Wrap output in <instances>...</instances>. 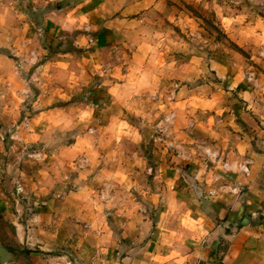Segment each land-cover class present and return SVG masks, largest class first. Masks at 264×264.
I'll list each match as a JSON object with an SVG mask.
<instances>
[{"label": "rangeland", "instance_id": "1", "mask_svg": "<svg viewBox=\"0 0 264 264\" xmlns=\"http://www.w3.org/2000/svg\"><path fill=\"white\" fill-rule=\"evenodd\" d=\"M70 2L52 0L45 15L32 1L0 0V184L22 166L54 177L56 150L77 143L71 173L105 169L98 202L107 214L139 217V251L165 264L178 240L167 245L157 233L174 229L162 226L176 204L159 175L189 154L201 158L203 121L214 124L206 111L226 105V95L264 97V0H115L102 5L111 17L100 26L116 22L129 32L117 39L104 41V28L91 33L72 19L56 36H36L51 11L63 9L70 23L77 0ZM95 60L84 72L90 82L73 83Z\"/></svg>", "mask_w": 264, "mask_h": 264}, {"label": "crops", "instance_id": "2", "mask_svg": "<svg viewBox=\"0 0 264 264\" xmlns=\"http://www.w3.org/2000/svg\"><path fill=\"white\" fill-rule=\"evenodd\" d=\"M30 1L47 15L52 0H25ZM60 1L66 2L64 8L74 2ZM111 1L115 0H77L75 8L67 12L70 23L65 22L63 9L51 11L52 16L35 34L56 36L63 25L71 27L74 20L80 25L85 21L91 33L104 28L99 31L104 41L107 36L117 39L120 33L129 32L118 31L116 22L108 23L111 16L102 5ZM128 20L117 22L123 26ZM101 52V48L94 49L90 58L97 59ZM96 63L81 66L73 83L90 82V75L84 76V72L95 69ZM108 91L111 94L113 88ZM225 97L226 105L206 111L214 124L203 121L200 139L220 161L211 164L202 154L199 159L189 154L180 168L174 166L159 175L176 204L163 226V214L154 219L158 227L174 228L157 233L159 242L170 245L178 240L177 256L170 254L165 264H264V97H257L258 102L253 92L242 90ZM110 109L105 104L104 110ZM218 117L220 126L216 127ZM76 145L56 150L54 177L53 170L37 167L33 173L23 166L15 177H1L0 264H157L154 252L139 251V217L129 219L128 211L107 214V206L98 202L96 185L104 179L105 169L95 171L97 174L92 169L71 173V161L78 154ZM220 162H226L228 168L222 169ZM43 173L46 175L41 177ZM179 232L183 237L179 238Z\"/></svg>", "mask_w": 264, "mask_h": 264}, {"label": "built area", "instance_id": "3", "mask_svg": "<svg viewBox=\"0 0 264 264\" xmlns=\"http://www.w3.org/2000/svg\"><path fill=\"white\" fill-rule=\"evenodd\" d=\"M201 154L204 156L206 160H208L211 164L212 163H218L220 161L219 156L216 154V152L211 151L209 148L200 146ZM220 167L222 169H227L228 165L226 162H220Z\"/></svg>", "mask_w": 264, "mask_h": 264}, {"label": "water", "instance_id": "4", "mask_svg": "<svg viewBox=\"0 0 264 264\" xmlns=\"http://www.w3.org/2000/svg\"><path fill=\"white\" fill-rule=\"evenodd\" d=\"M7 261V259H3V262Z\"/></svg>", "mask_w": 264, "mask_h": 264}]
</instances>
